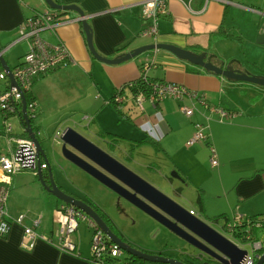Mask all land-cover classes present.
<instances>
[{
	"label": "crops",
	"instance_id": "crops-1",
	"mask_svg": "<svg viewBox=\"0 0 264 264\" xmlns=\"http://www.w3.org/2000/svg\"><path fill=\"white\" fill-rule=\"evenodd\" d=\"M59 1V5H76L83 11L91 28L94 47L103 57L113 59L145 45L168 44L197 54L206 52L208 57L209 54L214 55L212 61L218 66L232 64L236 70L264 76L259 67L254 72L240 62L230 61L217 53L215 42L231 37L224 29L229 6L219 2L211 1L201 12L203 0H167L168 14L159 21L158 35L144 38L140 33L146 28L147 21L142 18L141 3L147 0ZM48 8L45 0H0V51L11 70L21 64L28 50L26 42H16L19 24L34 11ZM65 15L73 22L59 26L54 32L43 33L42 38L51 45L63 43L72 52L76 63L36 79L31 92L37 106L32 127L44 150L42 161L48 164V168L42 171L45 180L49 179L53 169L39 136L42 122L48 117L56 121L67 116L79 120L83 118V121L88 117L91 119L90 124L87 121L91 129L88 139L96 137L108 145V140L115 143L121 141L118 146L125 145L127 150H136L141 140L156 142L140 128L147 118L130 100L121 110L112 102L120 89L139 78L141 63L151 62L149 73L152 80L176 83L198 94L196 99L167 100L160 104L163 120H155L158 131L164 136L157 142L158 149L144 144L152 147L156 156L163 158L170 167H175L185 179V188L195 192V200L193 198L188 204L192 213L208 224L214 217L229 219L236 212L248 217L264 215V86L205 73L202 67L163 49L148 51L121 64L101 62L88 49L82 21H76L81 16L72 11ZM219 30L226 35L225 38L215 37ZM20 44L24 46V51L18 56L17 63L11 65L12 51ZM191 66L197 67V70L190 71ZM0 68L4 70L1 63ZM3 86L1 82L0 88ZM125 95L131 99V90L126 88ZM183 106L194 108L191 118L181 112ZM219 109L237 115L222 118ZM155 112V109L146 107L145 114L149 118H155ZM195 123H204L207 127V141L187 146V141L195 133ZM25 133L22 129L19 135H27ZM4 146L2 138L0 147ZM113 146L116 148L117 144ZM210 147L216 151L217 166L211 164ZM152 164L154 170L161 167L155 162ZM44 171L48 172L47 175ZM13 177L8 212L12 218L21 214L26 218L23 225L12 223L6 237L0 238V264H95L91 260L89 245H81L77 235V254L62 252L39 238L32 249L23 247L24 227H32L39 235L54 234V212L63 202L57 200L51 204L47 191L36 183L34 186L39 187L35 192L21 190L20 183ZM151 184L157 188V185ZM179 187L181 189L177 192L184 194V187ZM64 192L76 197L71 192ZM199 197L202 207L197 204ZM37 219L40 225L33 227V221ZM223 221L218 224L220 228L227 222ZM116 231L124 237L119 229L116 228Z\"/></svg>",
	"mask_w": 264,
	"mask_h": 264
},
{
	"label": "built area",
	"instance_id": "built-area-1",
	"mask_svg": "<svg viewBox=\"0 0 264 264\" xmlns=\"http://www.w3.org/2000/svg\"><path fill=\"white\" fill-rule=\"evenodd\" d=\"M203 1L204 6L201 12L206 10L211 1L219 2L224 6H235L257 12L256 9L240 3V0ZM141 7L142 18L147 21V26L140 33V36L155 38L158 35L160 19L168 14L167 0H147L141 3ZM58 12L51 8L36 10L19 24L16 42H26L28 50L23 56L21 64L11 70L15 85L12 84L5 71L0 68V83H4V86L0 88V117L2 119L0 139L3 138L5 142V146L0 147V238L6 237L12 223L23 225L26 218L22 214L16 218L9 215L7 203L12 177L24 171H31L37 175L38 167L42 171L48 168V164L42 161L34 141L28 135H15L10 121L13 117H19L22 120L23 99L26 100L29 119L36 118L37 106L35 100L30 98L35 80L59 68L76 63L72 52L63 43L51 45L42 38L43 33L54 32L59 26L73 22L65 14H59ZM83 19L81 17L76 21H82ZM2 57L3 52L0 51V59ZM151 68V62L141 63L139 78L136 81L127 83L120 89L113 97L112 102L121 110L130 100L134 107L147 118L143 124L141 123L140 128L150 139L158 142L164 136L158 131L155 120H163L159 110L160 104L167 100L180 102L185 98L196 99L198 94L176 83L152 80L149 73ZM126 88L132 92L131 99L125 95ZM27 97L29 98L28 101ZM200 100L205 103L203 98H200ZM147 106L155 109V118H149L145 114ZM181 112L191 118L194 115V108L183 106ZM218 112L222 118L237 115L222 109H219ZM88 119L90 118L87 117ZM194 126L195 133L187 141V146L207 141V127L204 123H195ZM63 131L61 130V134L56 135L57 139L61 138ZM210 151L211 164L217 166L216 151L213 147H210ZM53 222L56 225V230L53 235L49 236L37 234L32 227H24L23 247L29 250L32 249L35 241L39 238L62 252L77 254L79 242L76 235L81 222H86L92 230L90 245L92 262L95 264H124L126 262L125 257L128 255H125V251L116 245L96 222L81 210L63 203L55 210ZM39 225L40 220L33 221V227ZM221 228V232L218 231L221 235L241 250L246 251V256L241 264H256L264 253V241L260 238V236H264V215L248 217L236 212L229 217ZM208 257L210 256L200 251L197 254L186 253L188 260L195 259L197 263H204ZM181 262L191 264L187 261Z\"/></svg>",
	"mask_w": 264,
	"mask_h": 264
},
{
	"label": "rangeland",
	"instance_id": "rangeland-1",
	"mask_svg": "<svg viewBox=\"0 0 264 264\" xmlns=\"http://www.w3.org/2000/svg\"><path fill=\"white\" fill-rule=\"evenodd\" d=\"M239 2L256 9L257 12L235 6L228 7L229 10L224 29L228 34H231V37L229 39H223V41L215 42L217 53L230 61L240 62L244 67L254 72H256L255 70H257L258 67L264 72V0H240ZM21 51H24V46L22 44L13 49V59L12 61L9 60L11 65L17 63ZM87 121L90 124L91 119H85V121H83V118L79 120V118L72 119V117L67 116L59 121L48 117L42 122V127L40 129L41 135L39 138L46 150L49 164L53 169L52 174L55 177L56 184L64 191L71 192L76 197L85 199L99 206L109 215L114 226L124 235V239L118 236L125 242H129L131 245L141 250L152 251L154 253L161 251L164 255H177L185 252L198 253V249L190 246L140 209L117 196L102 183L94 180L90 175L77 168L76 165L69 162L63 156L62 150L64 143L61 138L57 139L56 135H58V133L61 134V130L71 128L91 143H94L95 146L97 145L99 149L115 160L128 167L149 184L153 183L157 185V188L159 187L158 189H160L163 194L173 199L184 209L192 212L188 204H190L189 202H191L193 198L195 200V192H192L188 188L186 189L181 180L172 178V182L170 179L168 180L166 178L171 177V174L177 172V170L175 167H170L163 158H158L155 151L152 150V147L141 144L136 146V148L138 147L136 150H127L125 149V145L118 146V143L121 141L115 143L108 140L110 143V145H108V143H101L96 137L88 139L91 135V129L88 128L90 125ZM10 122L14 134L19 135L22 129H24L20 118L13 117ZM0 124H2L1 117ZM109 139L111 138L109 137ZM114 144H117L116 148H114ZM154 162L160 164L161 167L159 170H154L152 164ZM47 173V171H44L45 175H47ZM13 179L20 183L21 190H31V192H35L39 187L34 186L35 183L46 190L38 176H34L32 172L24 171L19 173L18 176L15 175ZM24 183L26 185H23ZM179 186L184 187V194H179V192H177V189L180 188ZM16 190H18V188ZM11 194L13 196V191ZM14 194L16 195L17 193L14 192ZM49 195L48 198L51 204L58 200L51 194ZM222 221L223 220H219L218 223L211 221L209 224L216 231L221 232L222 228H220L218 224ZM77 236L81 245L88 244L90 248L92 230L86 222H81ZM260 238L264 241V236H260ZM125 255L127 254L125 253ZM181 258L185 259L186 255H182Z\"/></svg>",
	"mask_w": 264,
	"mask_h": 264
},
{
	"label": "water",
	"instance_id": "water-1",
	"mask_svg": "<svg viewBox=\"0 0 264 264\" xmlns=\"http://www.w3.org/2000/svg\"><path fill=\"white\" fill-rule=\"evenodd\" d=\"M45 1L51 9L64 12H76L84 18L82 20V25L86 35L88 49L92 56L101 62L107 64H121L137 58L148 51L163 49L171 52L181 60L202 67L204 70L214 73L215 75L223 76L230 81H241L264 86V76L252 75L247 71L236 70L232 65L220 67L212 62V57H208L206 52L197 54L174 45L150 44L113 59L103 57L94 47L91 28L85 19V14L79 7L76 5H59L54 0ZM0 63L12 84L15 85L11 69L3 58L0 59ZM22 104V121L24 123L25 132L34 141L41 157H45L44 150L33 131V127L27 115L25 99H23ZM61 140L64 143L62 150L63 156L96 181L102 183L117 196L140 209L150 218L184 240L187 244L209 255L220 264H241L246 256V251L238 248L208 223L189 210L181 207L173 199L163 194L159 189L149 184L128 167L99 149L75 130L71 128L65 129L61 135ZM37 176L49 194L88 215L116 245L125 251L126 254L152 263L183 264L173 258L147 253L133 247L114 233L97 211L89 204L82 199L65 193L56 184L51 172L50 185L44 181L43 172L40 167H38ZM171 177L182 180L178 172H173ZM256 264H264V253Z\"/></svg>",
	"mask_w": 264,
	"mask_h": 264
},
{
	"label": "trees",
	"instance_id": "trees-1",
	"mask_svg": "<svg viewBox=\"0 0 264 264\" xmlns=\"http://www.w3.org/2000/svg\"><path fill=\"white\" fill-rule=\"evenodd\" d=\"M55 2L56 3H60V1L59 0H55ZM59 14H67L68 12H64V11H59L58 12ZM221 28H222V26H221ZM225 36L226 35H222V32L219 30L216 34H215V37L216 38H225ZM229 37V36H228ZM227 37V38H228ZM207 51V50H206ZM207 55H208V53H207ZM209 56H211L212 57V59L215 57L214 55H210L209 54ZM220 67H223V65L222 64H220L219 65ZM190 71H195V70H197V67H194V66H191L190 67V69H189ZM203 70V72H205V73H208V74H214V73H211V72H209V71H206V70H204V69H202ZM30 98L32 99V100H34V97L33 96H31L30 95ZM29 100V98L27 97V101ZM21 122H22V124L24 125V123H23V121L21 120ZM30 122H31V125L33 124V119H30ZM141 144H151V145H153L155 148H159V144L157 143V142H153V141H151V140H148V139H145V140H141L140 142H139V145H141ZM43 179H44V181L45 182H48L49 180H50V175H49V179H46L45 180V176L43 177ZM169 179L171 180V181H173V179L172 178H170L169 177ZM182 181L183 182H185V179L184 178H182ZM181 188H179V189H177V191H179ZM83 201H85L87 204H89L95 211H97V213L102 217V219L108 224V225H110L111 226V229L115 232V233H117V235H119V236H121L120 234H118V232L116 231V227L114 226V224H113V221L111 220V218L108 216V214H106L102 209H100L98 206H96L95 204H93V203H90V202H88L87 200H85V199H82ZM197 203H198V205L199 206H203L202 205V199H201V197H199L198 199H197ZM222 219H224V221L226 220H228V218H225V216H220V217H214L213 219H211V221H214V222H216V223H218L219 222V220H222ZM209 221H210V219H209ZM223 221V222H224ZM225 221V222H226ZM130 244V243H129ZM139 249V248H138ZM141 250V249H140ZM142 251H144V252H147V253H151V254H159V253H153V252H148V251H145V250H142ZM128 255V254H127ZM159 255H163L162 253H160ZM165 256H167V255H165ZM168 256H170V257H180L179 255H168ZM125 260H126V262H124V264H164V263H152V262H147V261H144V260H142V259H139V258H137V257H134V256H130V255H128V256H126L125 257ZM185 261H187V262H189V263H191V264H216L217 263V261L216 260H213L212 258H210V257H208V259H206V261L204 262V263H197L196 261H195V259H190V260H188L187 258H185L184 259Z\"/></svg>",
	"mask_w": 264,
	"mask_h": 264
},
{
	"label": "flooded vegetation",
	"instance_id": "flooded-vegetation-1",
	"mask_svg": "<svg viewBox=\"0 0 264 264\" xmlns=\"http://www.w3.org/2000/svg\"><path fill=\"white\" fill-rule=\"evenodd\" d=\"M212 62H213V61H212ZM229 65H232V64H229ZM170 178H173V177H170ZM47 184H48V185H50V180L47 182ZM107 225H108V224H107ZM108 226L111 228V226H110V225H108ZM113 232H114V231H113ZM114 233H115V232H114ZM116 234H117V233H116ZM186 253H187V252H185V253H179V254H177V255H179L180 257H170V256H168V255H167V256H165L164 254H163L162 256H164V257H170V258H173V259H175V260H177V261H180V262H181V261H185L184 259H182V258H181V256H182V255H184V254L186 255ZM159 254H160V253H159ZM159 254H157V255H159ZM189 254H191V253H189ZM194 254H197V253H194ZM216 264H220V263H219V262H217Z\"/></svg>",
	"mask_w": 264,
	"mask_h": 264
},
{
	"label": "bare ground",
	"instance_id": "bare-ground-1",
	"mask_svg": "<svg viewBox=\"0 0 264 264\" xmlns=\"http://www.w3.org/2000/svg\"><path fill=\"white\" fill-rule=\"evenodd\" d=\"M149 138V137H148ZM150 139V138H149ZM10 193V192H9ZM138 249V248H137Z\"/></svg>",
	"mask_w": 264,
	"mask_h": 264
}]
</instances>
